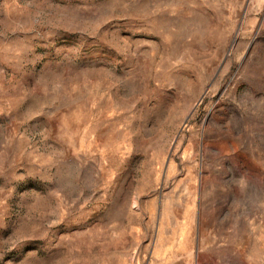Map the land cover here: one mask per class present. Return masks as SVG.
<instances>
[{"label":"rangeland","instance_id":"rangeland-1","mask_svg":"<svg viewBox=\"0 0 264 264\" xmlns=\"http://www.w3.org/2000/svg\"><path fill=\"white\" fill-rule=\"evenodd\" d=\"M0 264H264V0H0Z\"/></svg>","mask_w":264,"mask_h":264}]
</instances>
